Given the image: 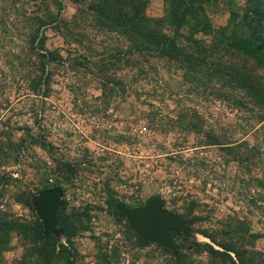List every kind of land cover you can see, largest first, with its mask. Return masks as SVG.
<instances>
[{
	"label": "rangeland",
	"instance_id": "rangeland-1",
	"mask_svg": "<svg viewBox=\"0 0 264 264\" xmlns=\"http://www.w3.org/2000/svg\"><path fill=\"white\" fill-rule=\"evenodd\" d=\"M246 1L209 0L178 26L168 0H148L145 15L167 33L197 39L181 40L196 64L136 52L105 0H0L1 206L41 221L27 195L45 178L61 186L75 264H238L228 244L264 264V105L226 73L264 82V65L222 41L246 36ZM110 195H158L182 214L185 229L167 231L180 255L143 240ZM19 228L1 264L22 253Z\"/></svg>",
	"mask_w": 264,
	"mask_h": 264
},
{
	"label": "trees",
	"instance_id": "trees-1",
	"mask_svg": "<svg viewBox=\"0 0 264 264\" xmlns=\"http://www.w3.org/2000/svg\"><path fill=\"white\" fill-rule=\"evenodd\" d=\"M208 1L168 0L170 5L169 13L174 21H176L175 24L182 26L187 22V18L199 20L200 15L204 11V4ZM147 2L148 0H105V13L108 14L107 16L114 23H118L123 27L124 30L122 32L125 34L126 39L132 43L133 49L136 52L140 54L146 52L156 57L181 58L200 64V58L195 57V59L191 52H186V48H188L187 44L185 43V46L181 44L182 39H185L188 43H196L197 39L191 35H184L179 30L176 31L177 35H181L180 38L177 35L167 33L157 19H151L145 15ZM263 15L264 0H247L241 13V22L248 27L246 36L233 37V35H225L222 40L229 47L242 50L250 55L258 64L262 65H264ZM40 46L42 47V51L39 53L45 55L47 59H53L51 55L53 53L52 50L47 49L43 44H40ZM43 50L45 51L43 52ZM227 72L230 73L232 80L236 79L235 81L239 87H243L250 92L253 103L264 105V82L257 74H250L243 69H235L234 67L228 68ZM214 143H218V141ZM243 144L247 147H252L245 140L234 144V146L240 147ZM225 146L230 149L233 148L229 143H226ZM54 185L58 184L49 182L48 178H45L41 189ZM32 195H27L25 199L30 207H32ZM110 196L109 203L114 206L117 198L113 195ZM126 204L131 207L141 205L143 202ZM115 211L118 212L117 210ZM56 223L57 227L62 231L65 241H61L51 230L46 232L42 222L36 216L34 220L27 222L20 221L17 215L3 208L0 203V264L2 262L3 251L8 244V230L16 225L20 227V235L24 242L22 244V253L12 261V264H75V252L70 245V232L67 228V219L62 208L57 211ZM202 233L214 240V237L208 232L202 231ZM224 247L225 251H232L236 255L238 264H245L240 248L232 244L225 245ZM212 250H214L213 247ZM215 251L224 252V250L217 249ZM174 253L177 257L180 255L181 252L178 246ZM228 255L230 256V254Z\"/></svg>",
	"mask_w": 264,
	"mask_h": 264
},
{
	"label": "water",
	"instance_id": "water-1",
	"mask_svg": "<svg viewBox=\"0 0 264 264\" xmlns=\"http://www.w3.org/2000/svg\"><path fill=\"white\" fill-rule=\"evenodd\" d=\"M61 192V186L54 185L42 188L31 199L46 232L58 229L56 211L60 205ZM116 207L143 240L155 242L175 252L178 244L167 231L179 232L185 229L187 223L182 214L164 207L160 196L153 195L143 204L131 207L123 200H118Z\"/></svg>",
	"mask_w": 264,
	"mask_h": 264
}]
</instances>
